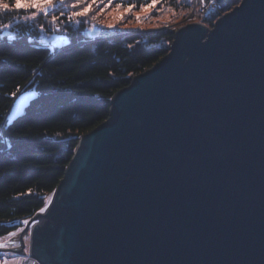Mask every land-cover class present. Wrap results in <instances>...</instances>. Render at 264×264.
<instances>
[{
  "label": "water",
  "instance_id": "1",
  "mask_svg": "<svg viewBox=\"0 0 264 264\" xmlns=\"http://www.w3.org/2000/svg\"><path fill=\"white\" fill-rule=\"evenodd\" d=\"M43 207L7 251L31 232L38 264H264V0L178 27L79 136Z\"/></svg>",
  "mask_w": 264,
  "mask_h": 264
},
{
  "label": "trees",
  "instance_id": "2",
  "mask_svg": "<svg viewBox=\"0 0 264 264\" xmlns=\"http://www.w3.org/2000/svg\"><path fill=\"white\" fill-rule=\"evenodd\" d=\"M164 2L184 11L194 3ZM200 7L197 19L212 25L218 12ZM23 16V11L0 13V23L12 25L10 32L0 31V235L44 206L79 136L108 119L112 95L165 55L175 38L173 28L93 36L85 21H65L57 39L62 45L55 46L42 40L43 17L26 21ZM17 86L18 93L30 91L31 99L25 113L8 123Z\"/></svg>",
  "mask_w": 264,
  "mask_h": 264
},
{
  "label": "rangeland",
  "instance_id": "3",
  "mask_svg": "<svg viewBox=\"0 0 264 264\" xmlns=\"http://www.w3.org/2000/svg\"><path fill=\"white\" fill-rule=\"evenodd\" d=\"M193 3L192 9L188 11H184L182 8L177 9L166 2L164 0H158V3L152 8L142 9L138 6L133 8L132 11L128 10L130 4L136 5V0H113L110 6H106L108 0H96L95 3L92 0H87L86 4L78 6L77 9H71L70 7H66L65 11L79 10L80 7L87 6V4H91V8L86 17L78 18L81 21H85L88 24V33L93 36H97V32L100 31V28H104L107 31L104 34H112L117 31H136V30H147V29H159V28H173L177 29L178 27L185 25L191 21H202L197 18L195 14L196 7L200 6V0H191ZM235 2L231 3L227 9L223 11H229L232 7L238 4L241 0H234ZM75 0H66V5H70L74 3ZM150 0L145 2L144 4L149 3ZM104 9L101 11V9ZM201 8V7H200ZM204 10V9H203ZM59 15V12L56 13ZM23 15L26 13L23 12ZM46 25L45 30L42 31V40L45 42L53 43L56 41L63 32L61 31L63 28V24L66 20H63V23L57 22L55 26L49 23L50 17L45 19ZM215 21V20H214ZM204 22V21H203ZM111 25V27H109ZM56 29H60L57 31ZM4 31L10 32L9 29H5ZM50 195L47 197V201L49 200ZM23 228V227H17ZM17 228L11 230L16 231ZM6 234V233H5ZM0 235V237L4 236ZM0 242H3L0 239ZM9 252V260L10 264H15L16 257L12 256V251ZM3 254V250H0V255ZM28 257V253L24 254ZM22 264H26L24 260ZM38 264V263H37Z\"/></svg>",
  "mask_w": 264,
  "mask_h": 264
},
{
  "label": "snow or ice",
  "instance_id": "4",
  "mask_svg": "<svg viewBox=\"0 0 264 264\" xmlns=\"http://www.w3.org/2000/svg\"><path fill=\"white\" fill-rule=\"evenodd\" d=\"M87 0H75L74 3H71L70 5H66V0H0V13H3L5 15H10L13 12H21L23 11L26 13V15L23 16L24 20H36L38 18H49V23L53 26L57 24V22L63 23V20H66L68 24H71L73 22L79 24L82 21L78 18L86 17L87 14L90 11L91 4H87V6L80 7L79 10H72V11H65L66 7H70L71 9H77L78 6L86 4ZM93 3L96 2V0H92ZM103 2V0H101ZM113 0H108V3L106 6H110L112 4ZM190 2V0H189ZM203 2V0H201ZM158 3V0H150L149 3L139 4V7L142 9L145 8H152ZM137 5L130 4L128 7L129 11H132L133 8H135ZM104 9L102 8L101 11ZM59 12V15L56 13ZM63 18V20H62ZM12 27L11 23H0V31H3L5 29H10ZM111 27V25L109 26ZM41 31L45 30L44 24H41L40 26ZM59 31L60 29H56ZM64 31H67V26L64 27ZM3 37H0V40H3ZM15 39L14 37L12 38ZM35 71V70H33ZM20 86H17L16 90L11 92V95L15 97L17 93L20 91ZM8 147H11L9 144ZM28 193L31 194V190H28ZM19 193L17 194L14 199H18ZM2 207V206H0ZM45 212V208L41 207L39 209V213L43 214ZM33 223H39V221H33ZM22 224L25 226H29V220L25 219L22 221ZM3 227V224L0 223V228ZM24 232L23 228H17L16 231H8L6 234L0 239L3 240V242H0V250L3 251V254L0 255V264H10L9 260V252L7 250L9 249H21V244L17 243L12 238L17 237L19 233ZM30 238H31V232L25 233L22 236V240L24 242V247L21 252L16 253L12 252L11 255L16 257L15 264H22V262L27 259V257L24 255L25 253L31 252V246H30ZM32 264H37L36 260L32 261Z\"/></svg>",
  "mask_w": 264,
  "mask_h": 264
},
{
  "label": "built area",
  "instance_id": "5",
  "mask_svg": "<svg viewBox=\"0 0 264 264\" xmlns=\"http://www.w3.org/2000/svg\"><path fill=\"white\" fill-rule=\"evenodd\" d=\"M200 6L202 9H206L207 13L218 12V16H220L223 14V11L228 8L229 1L218 2L217 0H203V2H201L200 0ZM33 260V258L28 256L26 259V264H32Z\"/></svg>",
  "mask_w": 264,
  "mask_h": 264
}]
</instances>
